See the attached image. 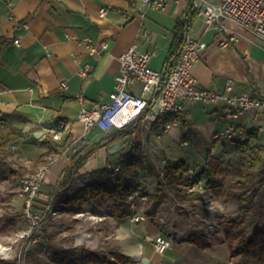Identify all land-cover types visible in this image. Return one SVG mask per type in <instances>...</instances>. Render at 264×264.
<instances>
[{
    "label": "crops",
    "instance_id": "0c3cea01",
    "mask_svg": "<svg viewBox=\"0 0 264 264\" xmlns=\"http://www.w3.org/2000/svg\"><path fill=\"white\" fill-rule=\"evenodd\" d=\"M102 8L105 11L100 14ZM189 9L186 0L172 1L164 10L145 8L140 0H0V110H18L30 116L29 121L16 123L27 133L22 140L38 131L45 137L44 128L57 122H63L66 129L60 143L70 139L64 150L50 154L53 161L48 171L51 170L52 178L45 181L44 177L46 186L56 185L62 170L76 152L98 141L104 145L90 155L79 172L84 174L107 165L113 155L107 148L113 132L95 127L82 140V125L78 121L81 105L89 106L107 99L118 72V56L133 43L139 50H154L149 65L161 71L176 20L188 21L186 34L198 33L201 20ZM224 23L228 32L233 31L238 36L232 43L235 50L226 51V47L218 46V39L226 32L215 29L205 32L202 39L207 47L194 62L192 72L200 86L222 89L225 80L232 79L234 92L257 95L264 87V43L235 22L224 20ZM151 25L159 26V31H154ZM84 35L105 39L107 48L100 55L89 56L83 45L69 37ZM157 40L161 43L158 52L161 57L154 62ZM85 65H89L90 70L87 77L78 73ZM62 80L67 84L66 89L61 88ZM221 111V103L185 101L180 124L183 129L173 127L166 134L176 141H180L188 130L187 136L195 133L203 138L206 135L213 138L226 125ZM232 122L255 132V137H249L248 144L256 149L264 144V135L257 131V127L264 124V115L248 111ZM151 127L155 130L154 125ZM163 137L156 141H161L160 146L167 148L169 145L164 143ZM41 149L42 153L47 152V147ZM42 191L40 198L46 200L47 194ZM203 195L194 196V201ZM167 200L162 198L151 208L147 202V218L139 222H131L128 215L116 216L110 207V215L104 210L90 213L97 216L96 219L87 217L91 223L103 226L109 221L113 230L105 235L102 232L101 237L105 240H101L96 248L108 252L105 259L96 250L97 254H92L100 261L86 264H111V251L131 258L124 264H143L142 259L149 264H226L228 247L225 241H216L205 248L191 243L188 238L196 233L183 218L165 210ZM70 209L68 205L65 211ZM157 234L166 235L170 241L162 253L156 252L147 239Z\"/></svg>",
    "mask_w": 264,
    "mask_h": 264
},
{
    "label": "built area",
    "instance_id": "2783aa9c",
    "mask_svg": "<svg viewBox=\"0 0 264 264\" xmlns=\"http://www.w3.org/2000/svg\"><path fill=\"white\" fill-rule=\"evenodd\" d=\"M172 1L179 0H140L145 8L164 10ZM190 13H195L201 19V26L195 35L186 34L179 48L177 58L172 68L163 73L149 65L154 50H139L133 43L119 56L118 72L114 76V87L105 101H95L89 106L84 104L78 112V121L82 125L81 139L84 140L93 128L103 131L118 132L131 130L133 136L142 125L157 126L156 135L168 132L171 128L182 123L184 102L221 103L222 117L226 122L225 128L214 134V138L224 137L234 142L248 141L247 129L232 122L233 119L248 111H256L264 115V87L257 95L244 92H234V81L226 79L222 89H213L200 86L192 72L194 62L199 60L207 43L202 34L215 29L217 32H226L218 39L219 47H226L238 40L235 32H228L224 20L235 22L240 28L251 33L264 43V0H186ZM102 8L100 14L104 13ZM147 35V34H146ZM145 35V37H147ZM84 46L89 56L100 55L107 48L105 39L93 38L88 35L81 37L69 36ZM18 39L14 42L18 43ZM89 65L79 70V75L89 76ZM61 88L66 89L64 80ZM82 101L83 99L80 98ZM163 118H167L163 121ZM257 131L264 135V124L257 127ZM44 134L57 142L64 140L66 129L63 122H57L44 128ZM187 144L183 141L181 145ZM109 169L115 168L113 165ZM49 169L48 163L39 165L35 171L27 174L21 180L19 196L27 227L18 234L19 240L26 239L31 246H37L42 239L43 224L48 218L60 215L68 207L67 204H57L53 200L43 202L40 198L41 184ZM186 173L193 178L192 182L182 185L188 192H197L203 195L206 192L202 178L196 176V170L189 164ZM149 200L147 192L141 188L133 189L127 197L129 219L139 222L147 218L146 203ZM207 208H213L210 204ZM87 215V216H85ZM77 217L96 219L94 214H85L82 211L75 213ZM215 221H207L209 230L207 235L213 234L217 225ZM156 252L162 253L169 247L166 235L157 234L148 237ZM10 248L0 242V259L11 256ZM80 256L85 254L80 250ZM114 260L113 256L110 258ZM21 264V261H15Z\"/></svg>",
    "mask_w": 264,
    "mask_h": 264
},
{
    "label": "rangeland",
    "instance_id": "374dc122",
    "mask_svg": "<svg viewBox=\"0 0 264 264\" xmlns=\"http://www.w3.org/2000/svg\"><path fill=\"white\" fill-rule=\"evenodd\" d=\"M151 26L154 28V31H159V26ZM156 46L157 55L153 58L154 62H158L161 57L158 54L159 46H161L160 41H156ZM227 50H235V46L232 44L231 46H226ZM227 76L228 74H226ZM154 129L144 124L137 130V133L138 137L142 140L144 153L160 170L164 158L184 160L185 166L191 164L195 170L207 164V145L214 139V137L211 138V135H206L203 138L196 136L195 133H190L187 136L188 130L181 137L180 141H176L170 134H166V132L161 133V137H158L156 135L158 127L155 126ZM179 129L181 131L183 126L179 125ZM162 137L164 138V143H168L169 145L167 148L160 146L161 141H156ZM43 138L50 139L48 135L45 137L39 136L34 139L30 134L27 140L13 143L10 154L4 160L0 159V242L5 246L11 247L10 254H12L2 260L14 263L17 260L21 261V264H51V246L73 247L79 255L80 250L85 255L90 253L97 254L98 250L96 248L101 244V240H103V237H101L102 232L105 235L106 232L113 230L112 224L109 221H107L106 225L98 226L91 223V220L86 217H75V211L89 214L100 213V210H104L107 212V215L111 214L107 202H99L98 204L94 201H89L81 205H70V210L63 211V213L61 212L60 215L54 218H48L43 224L42 239L37 246H31L26 239H18V234L27 227V220L24 217L19 196L21 180L27 174L35 171L39 165L43 164L42 160L46 161L45 163H48L49 166L53 161L51 153H42L41 148L43 145L41 140ZM183 141H187V144L181 145ZM238 144L230 139L219 137L214 147L210 149V155L218 157L222 161L225 177L227 174V182L223 188V192L218 193L208 188L200 200L195 201L194 196H188L176 201L173 199L172 193L166 192L163 198H168L169 200H167L165 210L173 213V216L178 215L180 218H183V221L187 222L191 231H194L196 234H204L211 243L225 241L228 247L226 264H264V261H259L255 257L246 259L240 253V239L242 237H251L257 227L264 226V178L263 184L257 192L259 198L261 197L258 213L255 215L239 216L238 201L232 197L234 192H239V188L234 185V173L249 164L254 156L256 147L247 144L239 148ZM126 149L124 148V151ZM113 155L109 159L112 162L111 165L114 164L117 158V155ZM261 159L264 160V154L261 155ZM6 167H9L11 172L9 170L5 171L4 168ZM51 178L52 174L51 170H49L45 176V181ZM138 182L139 186L148 192L149 200L148 204L146 203L147 206L151 208L156 205L158 201H154L151 194L156 189L157 178L147 173H141ZM77 184H81V178L77 182H74V185ZM54 188L55 185L48 187L42 182V193L49 195ZM70 190L72 191V187ZM207 204H210L213 208H207ZM230 218L235 220L236 227H232V223L228 221ZM207 221L217 222L211 236L207 235V230H209ZM98 252L100 255H103L102 258L104 259L108 254L107 251Z\"/></svg>",
    "mask_w": 264,
    "mask_h": 264
},
{
    "label": "trees",
    "instance_id": "16d2710c",
    "mask_svg": "<svg viewBox=\"0 0 264 264\" xmlns=\"http://www.w3.org/2000/svg\"><path fill=\"white\" fill-rule=\"evenodd\" d=\"M188 25L189 23L185 19L176 20L173 28V38L162 68L163 73L169 71L174 65ZM166 119L163 118V121H166ZM29 120L30 116L24 112L0 110V159L4 160L10 154L13 143L27 136L22 126L16 123H25ZM247 134L248 137H255L253 130H248ZM33 138L35 139V137ZM119 139L124 141V148L127 149L118 152L116 162L113 164L117 169H109L108 166L111 164L108 161L104 167L96 168L84 174L79 172V169L90 155L104 145L102 141H98L72 156L71 162L62 170L54 190L47 195L46 200H42V203L51 200L57 204L67 205H81L89 201L107 202L116 216L124 217L129 214L128 194L133 189L140 187L138 181L141 173H147L157 178L156 189L151 194L156 202L161 200L166 192L172 193L177 199L199 195L197 192H188L182 187L183 184L193 181V178L186 173L184 160L164 158L160 170L144 153L142 140L138 137L137 132L133 136L130 129L113 132L110 135L109 144ZM216 140L214 138L207 145L206 156L208 162L196 170V176L202 178L206 190L209 188L220 193L223 192L227 182V174L225 177L222 161L218 157L210 155V149L214 147ZM41 142L43 146L47 147L48 153H57L70 144V139L66 138L63 143H60L51 138H43ZM236 143H239V148H242L248 144V141ZM263 154L264 144L257 147L253 158L246 167L234 173V185L239 188V192H234L232 197L238 201L239 216L258 213L261 197L259 198L257 192L263 184L264 178V160L261 159ZM41 162L45 163L46 161L42 160ZM4 170L11 172L9 167L4 168ZM79 178H81V184L74 185V182H77ZM71 187L72 191L70 190ZM256 198L257 200H255ZM228 221L232 223V227L237 226L233 218ZM188 239L199 248L211 245L204 234H193ZM239 245L240 253L246 259L255 257L259 261H264V226L257 227L251 237H242ZM51 250V264H86L88 261H100L92 253L87 254L85 257L80 256L73 247L51 246ZM110 255L114 258L111 264H124L131 261L130 257L116 251H111ZM0 264L15 263L0 259Z\"/></svg>",
    "mask_w": 264,
    "mask_h": 264
},
{
    "label": "water",
    "instance_id": "95a60500",
    "mask_svg": "<svg viewBox=\"0 0 264 264\" xmlns=\"http://www.w3.org/2000/svg\"><path fill=\"white\" fill-rule=\"evenodd\" d=\"M41 134H42V132L41 131H38V132H35L33 134V136L35 138H38ZM124 147H125L124 141L123 140H120V139L119 140H116V141H114V142H112L110 144H108V146H107L108 151L111 154H114V153H117V152L123 150ZM141 262L143 264H149V262H147L145 259H142Z\"/></svg>",
    "mask_w": 264,
    "mask_h": 264
}]
</instances>
